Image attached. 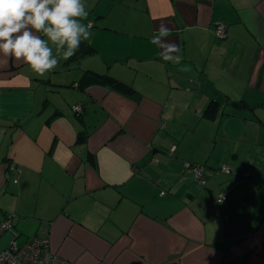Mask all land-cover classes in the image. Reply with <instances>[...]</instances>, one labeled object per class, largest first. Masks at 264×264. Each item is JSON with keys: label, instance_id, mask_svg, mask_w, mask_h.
Here are the masks:
<instances>
[{"label": "crops", "instance_id": "crops-1", "mask_svg": "<svg viewBox=\"0 0 264 264\" xmlns=\"http://www.w3.org/2000/svg\"><path fill=\"white\" fill-rule=\"evenodd\" d=\"M96 1L105 45L47 78L0 68L4 248L44 235L68 264H264V0ZM161 23L179 63L151 43Z\"/></svg>", "mask_w": 264, "mask_h": 264}, {"label": "clouds", "instance_id": "clouds-1", "mask_svg": "<svg viewBox=\"0 0 264 264\" xmlns=\"http://www.w3.org/2000/svg\"><path fill=\"white\" fill-rule=\"evenodd\" d=\"M85 0H0V68L8 61L27 64L39 78L70 59L82 41L91 38ZM171 29L161 23L151 43L162 49L164 61L179 63L178 45L166 38ZM187 70V69H182Z\"/></svg>", "mask_w": 264, "mask_h": 264}, {"label": "built area", "instance_id": "built-area-1", "mask_svg": "<svg viewBox=\"0 0 264 264\" xmlns=\"http://www.w3.org/2000/svg\"><path fill=\"white\" fill-rule=\"evenodd\" d=\"M215 33L219 37L226 36L225 24H218L215 29ZM76 112L82 109V104L78 103L73 106ZM192 169L194 178L200 182H205L203 176L204 166L201 164H189ZM226 172H231V166L225 164L221 167ZM218 201L224 202V193H221L218 197ZM12 225L10 218L0 221V237L1 235ZM48 238L44 235H36L23 245L12 243L6 248L0 250V264H68V261L54 254L50 250Z\"/></svg>", "mask_w": 264, "mask_h": 264}, {"label": "rangeland", "instance_id": "rangeland-1", "mask_svg": "<svg viewBox=\"0 0 264 264\" xmlns=\"http://www.w3.org/2000/svg\"><path fill=\"white\" fill-rule=\"evenodd\" d=\"M85 3H86V6H87V8L89 10V16L87 18V21H85V23H88V21L91 20L94 23L96 22L98 26L102 27L104 25V23H105L104 21L107 19V16H104V17L99 18V19H95V18L99 14V8L100 7H103L104 5L102 3H99L97 7H94L93 8V6L95 5V3H97L96 0H85ZM98 21H103V22L102 23H100V22L98 23ZM101 30H103V29L97 28L95 31L97 32V31H101ZM114 34H117V33H114ZM123 35H124V33H123ZM118 36H120V35H118ZM126 36L127 35L125 34L124 37H126ZM91 39H96L100 43V45H105L109 41L110 38L107 35L106 36H104V35L97 36L95 34H92L91 35V38L88 41H91ZM92 45H94V44H92ZM92 56L93 55H89V57H87V58H91ZM96 56L97 57H101L102 56L101 50L99 51V53ZM61 65H63V64H59L58 67L55 70H53V71L50 72V74H53V75L61 74L62 73V70L60 69ZM79 67H80V65H75L73 68L69 69V71H66V72L74 71V70L78 69ZM9 233H12V230H6L4 232V234L1 235V238H0V250H2L7 245V243L5 241H8V239H7L8 236L7 235ZM19 237L20 238L17 240L19 245H22L26 241V239L28 238L24 234H21Z\"/></svg>", "mask_w": 264, "mask_h": 264}, {"label": "trees", "instance_id": "trees-1", "mask_svg": "<svg viewBox=\"0 0 264 264\" xmlns=\"http://www.w3.org/2000/svg\"><path fill=\"white\" fill-rule=\"evenodd\" d=\"M91 51H95V49H93V47H86L85 46V43L82 41L81 44H80V47H79V50L75 53V55H73L69 61H79L80 59H82V57L86 54V53H89ZM84 82H89V81H99L101 83H107V84H110V85H113L115 87H118L120 88L121 90L125 91L126 93H131V92H134L135 88L134 86L130 85V84H127L123 81H120L118 79H116L115 77L107 74V73H100L98 71H95V70H87L84 74ZM81 79V81L83 80ZM79 81V84L80 82Z\"/></svg>", "mask_w": 264, "mask_h": 264}]
</instances>
